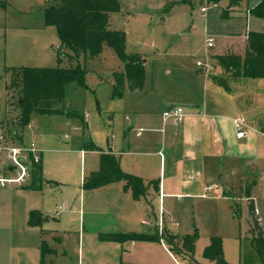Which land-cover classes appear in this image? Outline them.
Returning <instances> with one entry per match:
<instances>
[{
    "label": "rangeland",
    "instance_id": "rangeland-1",
    "mask_svg": "<svg viewBox=\"0 0 264 264\" xmlns=\"http://www.w3.org/2000/svg\"><path fill=\"white\" fill-rule=\"evenodd\" d=\"M0 1L2 122L13 114L10 119H18L17 111L9 108L8 104L7 87L13 79L14 69L68 67L72 63L59 58L58 33L54 27L45 25L43 7L51 6L53 0ZM118 1L121 13L118 12V17L112 20L113 27L116 22L121 28L117 30L128 32V47L135 53L142 51L149 58H156L148 62L147 85L140 93L142 99L150 102L152 109L158 107L162 100L179 95L187 84V79L180 74L182 69L193 70L200 60L213 64V73H218L220 70L214 56L236 53L243 49L242 40L248 31L264 30V20L250 14V9L262 0H239L238 6H229L227 0H203L202 3L196 0L194 7L179 3L181 0ZM206 3L209 4L207 11L202 12L201 8ZM170 4L173 8L168 13ZM160 5L164 8L158 10ZM226 10H229V17H224ZM207 37L215 39V47L209 50ZM88 68L93 72L87 76V87L77 83L67 85L64 102L59 106L66 113H76V117L37 114L31 124L25 126L24 142H34L43 151L42 173L48 183H43L40 190H18L3 198L1 207L5 213L8 237L35 243L32 248L35 264L40 263L39 246L43 238L58 249L57 253L47 257V264H210L204 258V250L211 237H220L228 263L245 264L241 256L244 243L240 237L248 236L249 201H239L238 197L246 185L252 186L251 193L264 235V77L231 81L233 94L243 109L238 117L244 118L257 135L251 140L254 145L252 151L226 158L222 174L228 183L224 188L230 192L226 201L212 205L209 200H200L193 211L191 204H187V209L181 211L179 217L168 206L161 210L158 201L150 211L149 220L154 224L149 229L150 235L155 234V225L160 229L159 222L162 221L161 230L178 237L173 239L175 245L180 244L182 235L193 233L196 227L199 239L194 257L185 255L161 238L160 243L166 246V252L158 244L140 243L132 247L128 242L118 243V251L112 254L111 261L103 263L106 249L101 247L107 243L99 237L93 239L84 234L83 224L85 214L102 210L101 202L107 191L84 190V179L99 168V155L83 152L82 148L90 141L104 150L121 147L125 143L127 115L121 108V101L113 99L110 81L113 72L125 69L111 49H106L100 60L89 62ZM99 75L104 80L101 81ZM162 153L165 155L164 150ZM233 197L238 199L234 201ZM63 203L67 206L58 214V207ZM235 203L242 209V216L238 218L233 214L232 205ZM32 211L41 212L35 224L31 222ZM177 222L180 226L176 225ZM50 234L63 237L62 243L51 240ZM253 264H262L257 255Z\"/></svg>",
    "mask_w": 264,
    "mask_h": 264
},
{
    "label": "crops",
    "instance_id": "crops-1",
    "mask_svg": "<svg viewBox=\"0 0 264 264\" xmlns=\"http://www.w3.org/2000/svg\"><path fill=\"white\" fill-rule=\"evenodd\" d=\"M161 8H164L163 5H160L158 10ZM119 13L110 15L109 25L112 29H121L119 26L117 27L116 22L113 27L112 22ZM255 32L264 33V30ZM247 33L242 40L243 49L233 54L244 57ZM126 41L128 47V37H126ZM127 49L133 50L129 47ZM132 53L135 51L133 50ZM138 54L143 57L145 68L150 60H156L153 57L149 58L142 51ZM219 55L225 54H217L216 56ZM216 56L213 58L216 59ZM196 64L197 67L193 70L182 69L180 74L188 82L186 81L187 84L178 93L179 95L162 100L154 109H152L150 102L140 97V93L145 91L147 76L143 89L131 92L127 88L123 97L119 99L121 108L127 115L124 133L125 143L121 147H114L109 150L97 146L106 153L114 154L119 159L122 170L126 173L139 176L146 182L159 180V191L150 188L145 197L136 200L132 191L125 189L124 182H116L96 189L107 191V196L102 199L103 208L100 212L85 214L84 234L87 233L93 239L95 237L100 239L101 234L107 233L134 232L151 236L149 229L154 224L150 222L149 217L154 202H159L161 210L163 206H168L170 211L179 217L180 212H185L187 209V204H191L192 208L190 207V209L193 211L201 203L200 200H209L212 205H219L221 201H226L224 194L226 189L224 187L228 183L222 176L226 158L231 159L247 150L252 151L254 145L251 140L257 135L256 130L248 127L247 136L239 139L235 127V120L241 116L243 109L240 107V100L233 94L231 81L246 78L231 76V73L225 72L218 63L217 69L220 71L215 74L213 73L214 65L210 62L208 64L212 69L209 74L206 73L204 66L206 63L199 60ZM214 76L226 78L228 88L216 84L213 80ZM102 80H104L103 77ZM110 81L113 89L112 74ZM175 106H181L185 111V119L179 124L172 120H165L163 116L166 109ZM9 116L7 121H15ZM6 120L2 122H6ZM23 139L24 131L22 132ZM162 150H164L165 155H163ZM82 151L93 152L85 151L83 148ZM95 153L99 155L100 164V154L99 152ZM42 162L43 151L39 170L43 183H48L43 177ZM31 182L25 187L0 188V264H35L32 248L36 244L33 245L32 242L26 240L8 237L5 213L1 207L4 197L18 190L32 188ZM66 206L64 203L61 204L58 207V214L65 210ZM161 224L162 221L159 222V230L155 225L156 232L153 235L161 236L165 233V230H161ZM176 225L180 226L179 222ZM195 229L194 226V231ZM49 237L53 241L59 238L55 234H50ZM43 241L46 240L43 238L40 243V253ZM102 242L107 243L104 244L105 247H101L106 249L103 263L111 261L112 254L118 251V246H116L118 243L128 242L132 247H136L140 243L158 244L166 252V246L160 241ZM50 247L58 250L51 245Z\"/></svg>",
    "mask_w": 264,
    "mask_h": 264
},
{
    "label": "trees",
    "instance_id": "trees-1",
    "mask_svg": "<svg viewBox=\"0 0 264 264\" xmlns=\"http://www.w3.org/2000/svg\"><path fill=\"white\" fill-rule=\"evenodd\" d=\"M221 2L222 0H209ZM202 3L203 0H200ZM229 6H238L239 0H227ZM179 3L190 4L194 7L196 0H181ZM1 4V1H0ZM172 4L167 7L168 13ZM121 11L118 0H53L51 6L43 7L45 25L54 27L58 33L60 45L58 56L60 59L70 61L68 67H22L14 69L13 79L8 89L9 108L18 112V121L10 122L24 131L25 126L31 124L33 116L37 114H66L76 117L74 112L66 113L59 108L65 99L66 86L77 83L87 87V76L93 72L88 68V63L98 61L106 49H111L115 56L122 62L124 71H115L113 79V99L123 97L125 90L134 92L143 89L146 82V68L143 57L138 53H130L126 46V32L112 29L109 25L110 15ZM250 14L264 19V0L250 9ZM224 17H229V10L224 12ZM218 65L231 76H242L246 79L264 77V33L250 31L247 33V46L244 57L236 54L216 56ZM102 79L103 76L99 75ZM214 82L223 88H228V81L222 76H214ZM17 100L15 101V99ZM21 101V103H20ZM7 125L8 121L6 120ZM5 123V122H2ZM0 123V124H2ZM84 127H86L85 123ZM85 151L99 152L100 164L96 171L91 172L83 182L84 190H96L116 182H124L125 189L131 190L136 200L145 197L150 188L159 191V180L144 181L141 177L126 173L120 166L119 159L112 153L104 152L92 141L84 143ZM41 164V163H40ZM40 164L34 170L32 188L40 190L43 179L40 175ZM255 182H253V185ZM252 186L246 185L245 191L239 195V201L248 202L249 211L247 222L248 236L240 237L244 247L241 256L245 264H253L256 255L264 264V235L259 223L255 200L252 197ZM226 197L229 191H224ZM238 198L233 200L236 201ZM235 218L242 216L240 204L232 205ZM40 215L38 211L31 212V222L36 223ZM165 239L169 245L191 258L194 257L199 239L198 230L194 233L180 237V244L175 245L174 234L163 233L159 235H143L134 232L101 234L102 241L127 242V241H160ZM57 243H62V238H56ZM249 242V246L247 243ZM57 253L55 249L43 241L41 244L40 264H47V257ZM204 258L211 264H229L226 260L223 241L220 237H211L204 250ZM201 264V263H195Z\"/></svg>",
    "mask_w": 264,
    "mask_h": 264
},
{
    "label": "built area",
    "instance_id": "built-area-1",
    "mask_svg": "<svg viewBox=\"0 0 264 264\" xmlns=\"http://www.w3.org/2000/svg\"><path fill=\"white\" fill-rule=\"evenodd\" d=\"M206 3L201 11L206 12ZM215 39L207 37V50L214 47ZM206 73L209 74L212 67L206 63ZM165 120L174 123H182L185 119V111L181 106L170 107L163 112ZM15 120V122H17ZM10 120L0 124V188L25 187L32 178L34 170L42 161V151L37 145L26 143L22 140V131L18 127L12 128ZM237 137L243 139L247 136V123L244 118L235 120ZM163 231V230H162Z\"/></svg>",
    "mask_w": 264,
    "mask_h": 264
},
{
    "label": "water",
    "instance_id": "water-1",
    "mask_svg": "<svg viewBox=\"0 0 264 264\" xmlns=\"http://www.w3.org/2000/svg\"><path fill=\"white\" fill-rule=\"evenodd\" d=\"M20 103H21V101H20Z\"/></svg>",
    "mask_w": 264,
    "mask_h": 264
}]
</instances>
